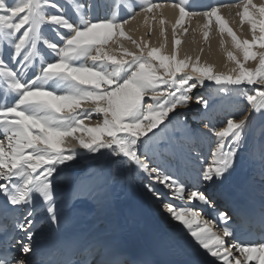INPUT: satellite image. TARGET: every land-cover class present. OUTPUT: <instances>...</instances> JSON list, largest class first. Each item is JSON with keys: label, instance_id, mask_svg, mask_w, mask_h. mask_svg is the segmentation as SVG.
Here are the masks:
<instances>
[{"label": "snow or ice", "instance_id": "6c2138e0", "mask_svg": "<svg viewBox=\"0 0 264 264\" xmlns=\"http://www.w3.org/2000/svg\"><path fill=\"white\" fill-rule=\"evenodd\" d=\"M230 6L241 9L236 15L241 26H250V39H241L221 14V7ZM137 7L146 23L155 21L160 11V34L165 36L160 47L125 32V25L136 19ZM164 7L179 13L170 54L163 51ZM192 7L190 0L169 5L153 0H0V264H33V229L40 212L53 224L60 223L57 178L63 172L61 166L79 157L73 141L89 153L107 150L119 164H134L149 178L148 191L157 199L161 193L151 182L167 187L171 199L179 201L167 203V212L216 264H264V234L237 242V225L230 223L227 212L204 219L207 212L202 214L195 204L185 203L187 193L189 202L213 205L199 184L230 175L243 150L250 156L258 154L264 180V127L259 132L258 153L250 142L253 117L264 116V0L209 6L202 13L189 11ZM198 15L207 21L205 41L214 18L221 35L227 33L242 53L241 59L224 49L236 65L228 72L201 63L200 55L180 58L178 26L183 27L186 17ZM187 32L183 27V33ZM119 37L130 41L136 51L121 44L122 55L118 56L106 47ZM224 44L222 38V48ZM249 60L256 62L254 68L246 66ZM206 81L231 97L232 106L223 119L213 116L216 101L196 95L193 102L194 90ZM193 103L204 113L199 122L202 129L188 127L185 119L182 133L156 138L153 130L158 131L166 119L170 123L172 116L179 118L180 110ZM93 115L99 117L97 123L86 125L84 121ZM77 132L86 135L77 136ZM205 138L210 139V159L202 160L199 149ZM149 151L168 166L157 163ZM189 168L197 179L191 190L179 177ZM251 218L264 233V207ZM217 222L222 225L220 231L215 230ZM75 264L132 262L107 244L93 242Z\"/></svg>", "mask_w": 264, "mask_h": 264}, {"label": "bare ground", "instance_id": "6f19581e", "mask_svg": "<svg viewBox=\"0 0 264 264\" xmlns=\"http://www.w3.org/2000/svg\"><path fill=\"white\" fill-rule=\"evenodd\" d=\"M92 2L102 3V0H92ZM153 2L160 3L163 5H169L177 2V0H153ZM190 2L192 3L193 7L188 9L189 11H196L202 13L203 11L209 10V6H216L219 4L235 5L238 3H242L243 0H190ZM254 2L259 3L260 0H254ZM240 10L241 9H238L234 6H230V7H221L220 12L223 15V17L228 21L229 26L233 28V30L237 33V35L241 39L243 38L250 39L252 35L250 31V26L247 23L241 26L239 17L236 15V13ZM162 12H163V18L165 20L164 28L166 30V44L163 51L167 54H170L172 53L174 48L173 25L178 19L179 13L178 10H174L171 7H164L162 9ZM99 14L102 16L103 11H101ZM135 14H136V19L130 20L129 23L125 25V32L137 41L143 38V40L147 41L152 47H160L161 44H164L165 36H161L160 34V24H159V19L161 18L160 11L156 12L157 19L155 21L149 19L147 23L145 22L144 19V13L140 11L139 7L135 9ZM125 18H127V16H125ZM206 23H207L206 18L203 17L202 15H198L192 18L186 17L183 27L188 28L187 33H183V27L178 26L177 38L181 40V44L177 47L179 49L180 58H183L185 55H189L193 58H195L196 55H200L201 63L207 62L215 65L214 70L217 72H228L230 69L236 67V65L234 64V62L229 61L227 59L224 49L226 48L228 50H232L241 59H242V53L234 48L231 41V37L228 36L227 33H224L223 36L221 35V33L218 30V25L216 24L214 18L208 29L209 31L208 39L207 41H205L203 37V31H204L203 25H205ZM193 29H195V31H193ZM222 38L225 41L224 48L221 47ZM121 44L124 47L128 48L129 50L136 51L135 46L131 44L130 41H128L123 37H119L118 42L110 41L106 47L110 49L114 54H117L119 56L122 55V49L120 48ZM200 48L204 49L203 53L199 52ZM246 66L249 68H254L256 66V62L249 60ZM173 117L174 116H172L170 123L166 119L164 124L161 125L158 131L153 130L156 132V138L164 140L167 139L168 137H175L177 133L183 132L184 130L183 120L182 123H179L180 121L178 119L174 120ZM262 118H264V116L255 115L253 117V121L250 128L253 130L258 120ZM98 119L99 117L93 115L89 120H85L84 123L86 125H95ZM196 125L193 126L188 125V127L197 128L198 126ZM254 133L255 131L253 130V134ZM75 135L79 136L86 134L77 132ZM149 136H151V133H149ZM257 141H254L250 138V142L255 144L258 153L259 141L258 142ZM73 144H75L76 150L79 152L78 160L83 161V163L82 164L79 163L77 167H74L72 169V171L70 169H68L67 171H63L59 178L62 180V184L65 188L73 187L76 190V194L81 198L82 203L93 202V204L96 206L95 215L97 213L100 214V217H105L106 219H111L110 221H114L113 212H116V214L121 216L122 222L126 221L125 215H127L128 218L133 220L134 222L133 229L127 232L133 243H135V241L138 242L139 239L143 241L146 238V237L143 238L141 234V230H145L146 225H149L152 226L153 228H156L159 234L163 233L164 236L165 234L174 231L173 232L175 233L174 235L177 237V239H179V241H181L184 244V246H191L193 244L197 245L195 240L189 235L187 229L182 224L175 221L174 227L171 229L172 230L171 231L168 228L172 226L165 225V227L167 228L166 229L157 220V218L155 217V211L152 210L153 206L151 207L153 203L152 200L155 196L153 194L152 195L146 194L145 197L144 194L141 192L140 190L141 186H139L137 183L140 182L143 174L138 169H135L136 166L134 164H130L127 162L123 164H119L107 150H101L100 153L101 154L104 153V156L99 160L101 161V164L100 165L99 163L92 164L89 162L91 164L89 166L87 163L88 161L83 159L84 155L87 153V150L81 149L78 143H76L75 141H73ZM209 144H210L209 138H205L201 143V147L199 151L201 153L202 160L205 158L210 159L208 155ZM241 154L243 157H245V171L252 178L251 184L254 186L259 196L260 193H264V180H262L260 175L259 156L258 154L255 156H250L247 150L241 151ZM151 155L152 152L149 151V156ZM155 158L156 159L154 160H156L157 163H160L166 167L168 166L166 165L164 159L161 158L158 154L155 155ZM162 159L163 161H161ZM61 167H65V166H61ZM195 167L199 168L200 165L197 164L195 165ZM97 170L99 171L103 170V172L101 171L103 176L110 174L111 176L110 184H112L113 187V189L111 187L112 190L110 189V187H108L109 185L105 186V188H101V177L91 176L92 174L94 175L95 171ZM172 171L175 172V168L174 170L172 169ZM79 172L84 173L83 174L84 178L82 177V180H80L81 177L79 178L77 176ZM77 177L79 181H77ZM134 178L136 179V182ZM72 182L75 184L73 185ZM217 182L219 181H214L212 183H205L206 189L211 184L214 185L218 184ZM114 189L117 192V194L115 193L117 202H115L114 206L111 207V211H108L107 208L109 207H105V206L112 205L110 202L111 199L109 200L108 198H110L109 196H113L111 194ZM95 191H97V193H99L100 196L95 197V195L93 194L95 193ZM149 199L152 202V203L150 202L151 204L149 203ZM159 200L160 198L157 200L154 199V201H159ZM185 202L188 203V200ZM195 248H193L195 249L193 253L197 254L200 261L205 262V260H208L209 264L210 262L216 264L214 258H212L209 254H207L202 248H200L199 246H195ZM249 264H254V262H249Z\"/></svg>", "mask_w": 264, "mask_h": 264}, {"label": "rangeland", "instance_id": "374dc122", "mask_svg": "<svg viewBox=\"0 0 264 264\" xmlns=\"http://www.w3.org/2000/svg\"><path fill=\"white\" fill-rule=\"evenodd\" d=\"M218 87L219 86H217V85H215L214 84V82H208V81H206L205 82V85L203 86V87H200V88H198V89H196V90H194V95H193V102L195 101V96L196 95H200V96H207L209 99H211V100H214V101H216V103H215V111H214V113H213V116H214V118H219V119H223V117H224V115H225V111L227 110V109H229L232 105L230 104V100H231V97H230V95H229V93L227 92V91H222V92H218L217 91V89H218ZM203 116H204V113H203V111H202V109L201 108H198L197 106H195V104L193 103V105H191V106H189L188 108H186V109H181L180 110V117L178 118V117H176V116H174L173 117V119L174 120H179L180 122L179 123H182V120H187V122H188V125L189 126H193V125H196V126H198V128H203V124H201V123H199L200 122V120L203 118ZM263 124H264V118H262V119H260V120H258V122H257V124L254 126V131H255V133L253 134V138L252 137H250L252 140H254V141H259V132H260V129L263 127ZM257 129V130H256ZM257 141V142H258ZM104 156V153H89V152H87L85 155H84V158L83 159H85V160H87L88 162V165L90 166L91 164L90 163H92V164H96V163H99V165L101 164V161H99L102 157ZM152 157H153V159H156L155 158V156H153V153H152V155H151ZM86 157V158H85ZM89 157V158H88ZM82 159V160H83ZM90 160V161H89ZM90 162V163H89ZM79 163H83V161H79L78 160V158L75 160V161H73V162H69L68 163V165L67 166H65V167H67V168H65V167H62L63 168V170L64 171H67L68 169H70L71 171H72V169L74 168V167H77V165L79 164ZM153 166H155V164L153 165ZM135 169H137V168H135ZM102 172H103V170H101ZM101 171H99V170H97V171H95V173H94V175L92 174L91 176H97V177H101V188H105V186H108V187H110V189H111V187H112V184H110V177L108 176V175H102V173H101ZM139 172V171H138ZM101 173V174H100ZM80 174V175H79ZM83 174L84 173H82V172H79L78 174H77V176L80 178L81 177V179L80 180H82V177L84 178V176H83ZM90 175V174H89ZM89 175H87V176H89ZM76 177V176H75ZM78 177H77V181H79L78 180ZM134 177V176H133ZM103 178V179H102ZM142 179L140 180V182H138L137 184L139 185V186H141L140 187V190H141V192L144 194V196L147 194V195H152V193L151 192H149L148 191V188H147V185H149V183H150V180H149V178L145 175V174H143L142 175V177H141ZM135 179V178H134ZM113 180V179H112ZM103 181V182H102ZM75 182H76V180H75ZM135 182H136V179H135ZM73 183V182H72ZM152 183V186L154 187V188H156V189H158L157 187H162V185L161 184H157V183H155V182H151ZM75 183H73V185H74ZM111 185V186H110ZM112 189H113V187H112ZM111 189V190H112ZM114 191V192H113ZM112 191V194L111 195H113V196H109L110 198H108L109 200H110V202H111V206L110 205H106L105 207H109V208H107V210L108 211H111V207H113L114 206V204H115V202H117L116 201V194H117V192L115 191V189ZM90 192V191H89ZM97 191H95V193H93L94 195H95V197L96 196H100L99 195V193H97ZM116 193V194H115ZM146 197V196H145ZM154 199H156L157 200V198L156 197H154L153 198V203L150 201V199H149V203L151 202L152 203V205H151V207L153 206V209H154V211H155V217L157 218V220L165 227V225L166 226H172V227H170V228H168L169 230H171L173 227H174V224H175V220L174 221H172V222H174V224H171V219H172V216L167 212V210L165 209V205H164V202H162V201H154ZM150 203V204H151ZM95 216H100V214H97L96 213V215ZM111 216V215H110ZM159 217V218H158ZM163 221H161V220ZM169 224V225H168ZM176 226V225H175ZM166 228V227H165ZM167 229V228H166ZM172 231V230H171Z\"/></svg>", "mask_w": 264, "mask_h": 264}]
</instances>
